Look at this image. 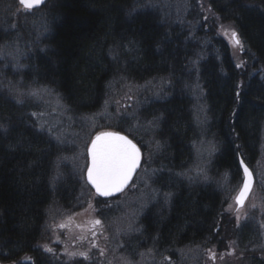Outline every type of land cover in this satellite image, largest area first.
I'll use <instances>...</instances> for the list:
<instances>
[{
	"label": "trees",
	"instance_id": "obj_1",
	"mask_svg": "<svg viewBox=\"0 0 264 264\" xmlns=\"http://www.w3.org/2000/svg\"><path fill=\"white\" fill-rule=\"evenodd\" d=\"M216 21L237 32L243 45L240 67L217 36ZM1 52L0 258L61 264L39 245L51 244L49 214L86 208L77 205L89 194L78 162L82 147L99 130L127 133L145 155L149 152L128 133L130 123L154 139L150 145L160 146L150 150L151 164L144 159V166L164 171L151 173V183L174 193L164 219L152 223L155 234L136 235L138 248L151 245L172 255L179 249L184 253L190 243H212L219 251L238 249V264H264V246L254 237L260 230L250 222L237 227L220 193L190 188L181 180L158 184V177L193 166L190 145L199 137L185 92L193 83L204 95L206 133L215 146L208 174L229 176L232 188L241 177L238 157L249 167L260 157L264 0H48L34 11L21 9L16 0H0ZM150 85H160L158 101L142 104L145 98L139 99L130 121L114 119L106 103L111 97ZM20 89L55 97L68 118V131L45 129L38 105Z\"/></svg>",
	"mask_w": 264,
	"mask_h": 264
},
{
	"label": "rangeland",
	"instance_id": "obj_2",
	"mask_svg": "<svg viewBox=\"0 0 264 264\" xmlns=\"http://www.w3.org/2000/svg\"><path fill=\"white\" fill-rule=\"evenodd\" d=\"M216 22L218 24L217 36L223 38L226 45L230 47L233 62L235 64H240L241 50L240 47L235 45L232 41V26L230 24H219V21ZM3 55L4 53L1 52L0 57ZM192 71L191 69L187 70V74H190ZM192 85L195 86L196 83ZM192 85L190 89L186 87L185 92L187 94L189 93L190 97L194 99L191 103L190 112H192L191 119L196 131V136L199 137L198 141L190 145V148H192L191 154L194 158L193 166L189 168V170L177 172L172 177H158V179H160L158 184L163 185L164 181L170 180L171 183L176 181L178 184L182 181L190 188H213L212 191L215 190L217 193L221 194L226 204L224 210L232 213L235 211L233 199L239 191L241 182L235 184L231 188L229 176L222 175L221 178H217L208 174L207 163L210 155L214 152L215 146L212 139L206 133V105L200 102V99L204 101V95L200 94L198 91L199 89L192 88ZM132 89L133 88H126L118 96H113L106 102L107 106L112 109L115 120L124 117V119L129 118L127 120L130 121L131 110L139 99L145 98L142 104L153 102V100L158 101L159 92L157 91L160 89V85H150L148 87H137ZM139 89H146V93L138 92ZM21 91L25 92L24 95L23 92H21V95L27 99L32 98L34 104L36 106L38 105L37 107L41 112V124L46 126H44L45 129L47 128L49 131H65L67 129V124H69L66 120L67 116L55 97H52L45 91L36 92L28 89H23ZM193 93L197 94L193 95ZM140 104L139 102V105ZM107 114L105 111L103 115ZM126 129L129 131L128 133L134 134L135 136L137 135L139 138H136L137 140L142 141L146 150L149 151L146 152L145 156L148 159V164H151L153 159L151 158L150 150L153 149L157 152L160 150V146H157L156 143L155 147L150 145V143H154V139L149 137V140L144 137V132H141L140 128L128 123ZM141 129L143 128L141 127ZM61 133L63 132H60V134ZM66 134V132L63 133V135ZM262 134L264 139V127H262ZM260 154V157L256 158L253 166H251L255 178L252 194L244 206L237 211L235 216L236 219L239 217V221L243 222L248 219L253 220L256 222L255 225H257V221L253 218V215L259 217V219L264 218V140ZM84 158L85 149L83 148L78 162L80 163L79 171L81 177L86 168V161ZM149 170L150 172H148ZM151 173L153 175H160L164 173V171L151 169L148 165L143 166V169L138 174L129 190L117 199L96 201L92 194H88L86 197L83 195V200L77 203L80 207L86 204V208L81 207V210L71 208L69 211L67 209L65 211L61 210V212H58L59 210L51 211L49 214V221L46 223L47 241L51 244H46L43 241L39 244L42 246H40V248H43L49 256L53 257V259H51L52 261L56 258L61 264H157L158 262H156L155 259L157 254L148 252V249H146V254L144 253L145 250L141 251L140 249L139 251L140 247L138 248L137 236L134 235V233L137 232L144 239L150 238L151 235L155 234L154 232L152 233L154 227L152 223L154 220L164 219L166 211H168L171 204L174 203V193L172 194L166 189H159L157 185H153L149 179ZM211 182H213L215 186H213ZM226 201L228 203H226ZM97 219L101 221V224H94V221ZM142 219H144V221ZM259 226L263 231L262 233H254V237L259 239V247L263 248L264 223ZM93 244L96 246L93 247ZM52 246L53 250L51 252L46 250H51ZM229 247V249H224L222 253L214 250L215 246H212L208 250L189 248L190 250L185 252L186 254L179 250H175L177 253V256H175L176 264H238V261H241L236 255L239 250L233 246ZM101 250H103V255H101ZM186 250H188V248H186ZM56 252H58V254H56ZM71 253H75L76 255H70ZM80 253H87L88 258L85 259ZM212 253H215L214 260L211 258ZM1 254L2 253H0V255ZM222 255L223 259H221ZM168 264H175V262L171 260Z\"/></svg>",
	"mask_w": 264,
	"mask_h": 264
},
{
	"label": "snow or ice",
	"instance_id": "obj_3",
	"mask_svg": "<svg viewBox=\"0 0 264 264\" xmlns=\"http://www.w3.org/2000/svg\"><path fill=\"white\" fill-rule=\"evenodd\" d=\"M18 3L23 9L31 11L44 3V0H18ZM231 38L235 45L243 47L235 30H231ZM237 67H240V65H237ZM89 154L91 163L87 169V179L101 197H107L122 191L132 178L141 159L140 150L132 140L113 132H102L96 135L91 143ZM240 165L243 168L244 181L236 198L238 206L243 205L251 184V173L244 165L243 159L240 160ZM94 224L99 225L101 221L97 219ZM237 227H239V217H237ZM95 246L93 244V247ZM46 250L51 251L50 249ZM70 255L76 254L71 253ZM80 255L85 259L88 258L87 253H80ZM101 255H103V250H101ZM211 258L215 259V253H212ZM221 259H223V255Z\"/></svg>",
	"mask_w": 264,
	"mask_h": 264
},
{
	"label": "water",
	"instance_id": "obj_4",
	"mask_svg": "<svg viewBox=\"0 0 264 264\" xmlns=\"http://www.w3.org/2000/svg\"><path fill=\"white\" fill-rule=\"evenodd\" d=\"M46 1H47V0H44V3H45ZM17 2H18V0H17ZM44 3H42L38 8H40L42 5H44ZM18 4H19V3H18ZM34 9H37V8H34ZM34 9H32V10H34ZM113 133H115V132H113ZM118 134H119V133H118ZM119 135H122V134H119ZM122 136H124V135H122ZM94 138H95V137H94ZM94 138H93V140H94ZM93 140H92V141H93ZM92 141H91V143H92ZM91 143L89 144L88 149H87V160H88V166H87V169H88V167L90 166V163H91V157H90V154H89V149H90V147H91ZM140 154H141V153H140ZM141 159H142V158H141ZM141 159H140L139 166L137 167V169H136V171L134 172L132 178L129 180L128 184L124 187V189H123L122 191L116 192V193H114V194H112V195H110V196H107V197H101V196H99V195L96 193L95 188L91 185V183L88 182V179H87V169H86V171H85V181H86L87 185L90 187V189L93 191V193H94L97 197H99V198H101V199H110V198L117 197V196H119L121 193H123V192L129 187V185H130V183H131L133 177L135 176L137 170L139 169V167H140V165H141ZM239 165H240V159H239ZM244 165H245V164H244ZM240 168H241L242 174H243V176H244L243 168L241 167V165H240ZM248 170H249V169H248ZM249 172L251 173L250 170H249ZM243 181H244V178H243ZM253 184H254V179H253V176H252V173H251V184H250V190H249V192L247 193V198H248L249 194L251 193V190H252V188H253ZM242 185H243V182H242ZM241 188H242V186H241ZM240 191H241V189H240ZM240 191H239V193H240ZM239 193H238V195H239ZM238 195H237V196H238ZM236 198H237V197H236ZM247 198L244 200L243 205H244V203L246 202ZM235 202H236V199H235ZM236 204H237V203H236ZM243 205H242V206H243ZM242 206H238V205H237V208H241Z\"/></svg>",
	"mask_w": 264,
	"mask_h": 264
},
{
	"label": "bare ground",
	"instance_id": "obj_5",
	"mask_svg": "<svg viewBox=\"0 0 264 264\" xmlns=\"http://www.w3.org/2000/svg\"><path fill=\"white\" fill-rule=\"evenodd\" d=\"M149 247V251L148 252H153V253H157L155 250V248L154 247H151V246H148ZM144 253L146 254V250L144 251ZM157 264H164V262H158Z\"/></svg>",
	"mask_w": 264,
	"mask_h": 264
}]
</instances>
